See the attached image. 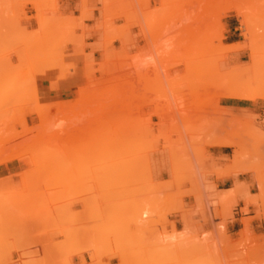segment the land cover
I'll list each match as a JSON object with an SVG mask.
<instances>
[{
    "label": "rangeland",
    "instance_id": "374dc122",
    "mask_svg": "<svg viewBox=\"0 0 264 264\" xmlns=\"http://www.w3.org/2000/svg\"><path fill=\"white\" fill-rule=\"evenodd\" d=\"M0 264H264V0H0Z\"/></svg>",
    "mask_w": 264,
    "mask_h": 264
},
{
    "label": "crops",
    "instance_id": "0c3cea01",
    "mask_svg": "<svg viewBox=\"0 0 264 264\" xmlns=\"http://www.w3.org/2000/svg\"><path fill=\"white\" fill-rule=\"evenodd\" d=\"M79 80L77 79V78H70L68 81H63V82H61V84H60V90L62 91V92H64V91H72L74 88H77L78 86H79ZM220 150L222 149V148H219ZM217 156L218 157H224L225 156V154L221 151V152H218L217 153ZM229 161L230 162H222L221 164L223 165V166H229V165H231V166H234V164L232 163V160L231 159H229ZM238 179H239V176L237 177ZM234 180H235V177L234 176H232V177H227V178H225L222 182H221V184H225V183H228V182H231V183H234ZM217 184H219V185H221L220 183H217ZM232 188V187H231ZM229 190H231V189H227V190H225V191H229ZM250 210V209H249Z\"/></svg>",
    "mask_w": 264,
    "mask_h": 264
},
{
    "label": "bare ground",
    "instance_id": "6f19581e",
    "mask_svg": "<svg viewBox=\"0 0 264 264\" xmlns=\"http://www.w3.org/2000/svg\"><path fill=\"white\" fill-rule=\"evenodd\" d=\"M253 50H254V49H253ZM258 50H259V49H258ZM260 50H261V49H260ZM261 51H262V50H261ZM254 52H255V51H254ZM254 52H253V53H254ZM259 52H260V51H259ZM251 56H252V55H251ZM254 57H255V56H254ZM255 58H257V57H255ZM255 58L253 59V61L255 60ZM260 96H261V95H260ZM261 97H262V96H261ZM224 146H226V145H224ZM228 146H230V145H228ZM114 208H115V207H114ZM117 208H118V207H116V209H117ZM118 209L120 210V208H118ZM118 209H117V210H118ZM115 212H116V211H115ZM117 212H118V211H117ZM108 213H109V212H108ZM98 214H99V213H98Z\"/></svg>",
    "mask_w": 264,
    "mask_h": 264
}]
</instances>
